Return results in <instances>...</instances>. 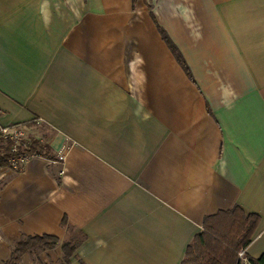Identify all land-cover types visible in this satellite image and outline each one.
<instances>
[{
  "label": "crops",
  "instance_id": "crops-1",
  "mask_svg": "<svg viewBox=\"0 0 264 264\" xmlns=\"http://www.w3.org/2000/svg\"><path fill=\"white\" fill-rule=\"evenodd\" d=\"M39 124L46 155L0 168V264L23 236L75 244L45 264H180L234 207L264 255V0H0V125Z\"/></svg>",
  "mask_w": 264,
  "mask_h": 264
},
{
  "label": "trees",
  "instance_id": "trees-1",
  "mask_svg": "<svg viewBox=\"0 0 264 264\" xmlns=\"http://www.w3.org/2000/svg\"><path fill=\"white\" fill-rule=\"evenodd\" d=\"M161 36L178 64L185 74L188 72L181 61L175 48L159 30ZM11 143H0V168H8V160L13 156L10 152ZM47 148L38 140L29 138L25 149L18 150L17 154L45 156ZM258 217L245 215L238 208L225 212H219L205 218L201 225V231L194 235L185 249L180 264H238L237 252L244 250L250 242L256 229ZM56 239L48 236H23L11 248L9 258L2 264H19L21 257L33 250L40 251L51 249L55 246ZM75 244L64 243L61 245L62 260L66 263ZM248 264H264V255L256 259L246 258ZM60 264V263H59Z\"/></svg>",
  "mask_w": 264,
  "mask_h": 264
},
{
  "label": "built area",
  "instance_id": "built-area-1",
  "mask_svg": "<svg viewBox=\"0 0 264 264\" xmlns=\"http://www.w3.org/2000/svg\"><path fill=\"white\" fill-rule=\"evenodd\" d=\"M28 137L23 128L19 126H1L0 125V143L9 142L11 143L10 152L13 156L8 160V169L11 171H19L20 168L34 155L17 154L18 150L25 149ZM64 160V152H60L56 155V162L61 164ZM60 172L59 174H61ZM238 264H248L244 254V250L237 252Z\"/></svg>",
  "mask_w": 264,
  "mask_h": 264
},
{
  "label": "rangeland",
  "instance_id": "rangeland-1",
  "mask_svg": "<svg viewBox=\"0 0 264 264\" xmlns=\"http://www.w3.org/2000/svg\"><path fill=\"white\" fill-rule=\"evenodd\" d=\"M47 128H45L44 127V125H42V124H39V125H35L34 126V130H33V132H30V134H28L27 133V136H28V138H32V137H37V139H38V142L41 144V145H44V140H42V136H44V138H46V136L48 135V133H47ZM34 139V138H33ZM36 139V140H37ZM42 141V142H41ZM76 239L77 240V235L76 234H74V232H71V231H68L67 232V236H66V240H70V239ZM71 243V242H70ZM73 243V242H72ZM61 245H63V242H55V246L53 247V248H51V249H54V248H60L61 247ZM48 250H50V249H48ZM33 253V255H31L32 257L30 258L32 261H35L34 260V258H36V259H38V255H41V253L43 252V251H40L39 249H37V250H33L32 251ZM36 264H45V263H41L40 261H39V259H38V261L37 262H35ZM47 264H53V263H47ZM54 264H59V261L58 262H56V263H54Z\"/></svg>",
  "mask_w": 264,
  "mask_h": 264
}]
</instances>
